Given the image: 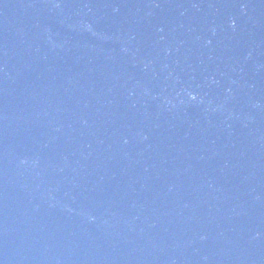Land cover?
<instances>
[{
	"label": "water",
	"instance_id": "95a60500",
	"mask_svg": "<svg viewBox=\"0 0 264 264\" xmlns=\"http://www.w3.org/2000/svg\"><path fill=\"white\" fill-rule=\"evenodd\" d=\"M0 264H264V0H0Z\"/></svg>",
	"mask_w": 264,
	"mask_h": 264
}]
</instances>
